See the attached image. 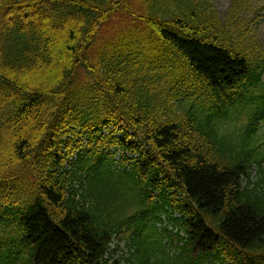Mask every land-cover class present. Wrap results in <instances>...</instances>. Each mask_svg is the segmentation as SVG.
<instances>
[{
  "label": "trees",
  "instance_id": "trees-1",
  "mask_svg": "<svg viewBox=\"0 0 264 264\" xmlns=\"http://www.w3.org/2000/svg\"><path fill=\"white\" fill-rule=\"evenodd\" d=\"M255 9L0 0V264H108L113 236L132 241L128 264H264V52L243 19ZM94 128L141 142L96 138L70 162ZM110 145L136 157L115 166ZM101 173L129 181L134 215L112 220Z\"/></svg>",
  "mask_w": 264,
  "mask_h": 264
},
{
  "label": "rangeland",
  "instance_id": "rangeland-1",
  "mask_svg": "<svg viewBox=\"0 0 264 264\" xmlns=\"http://www.w3.org/2000/svg\"><path fill=\"white\" fill-rule=\"evenodd\" d=\"M232 1L233 0H212V3L219 15L223 16ZM250 6L252 9H255L258 6V2L256 0H250ZM253 15H258L260 21H255L257 18ZM243 19L245 25L244 31H246L248 36L252 37V39L255 38V42L260 46L259 49L264 52V9L260 10L257 8L245 15ZM120 22L122 23V20H120ZM120 22L118 23L113 20L112 24L117 26V28L123 27V24H120ZM78 80H80V78ZM257 179H259V176L256 174V169H253L250 172L248 181L254 183ZM245 182L246 180L243 181V184H245ZM95 185L97 186L96 193L99 195V199L106 194L104 196L105 204L108 206L113 221L119 220L120 216L122 217L124 211L127 208L129 209L131 205H136L137 198L132 192L129 184H118L101 173L97 176ZM126 223H128V220H126L125 224Z\"/></svg>",
  "mask_w": 264,
  "mask_h": 264
}]
</instances>
